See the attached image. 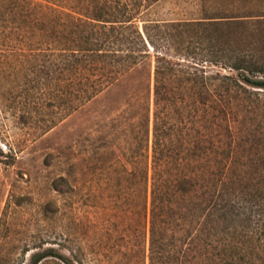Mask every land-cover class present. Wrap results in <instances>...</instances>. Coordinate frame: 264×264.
<instances>
[{
    "label": "trees",
    "instance_id": "1",
    "mask_svg": "<svg viewBox=\"0 0 264 264\" xmlns=\"http://www.w3.org/2000/svg\"><path fill=\"white\" fill-rule=\"evenodd\" d=\"M158 1L0 0V108L34 119L43 100L63 119H97V175L115 155V207L128 214L125 264H255L264 183L247 161L264 150V40L228 34L264 19L146 18ZM52 189L72 192L65 177ZM64 242L30 264H79L69 232Z\"/></svg>",
    "mask_w": 264,
    "mask_h": 264
},
{
    "label": "rangeland",
    "instance_id": "2",
    "mask_svg": "<svg viewBox=\"0 0 264 264\" xmlns=\"http://www.w3.org/2000/svg\"><path fill=\"white\" fill-rule=\"evenodd\" d=\"M146 18L165 22L239 19L250 25L249 30L257 28V19H264V0H159ZM260 29L248 33L239 28L228 35L264 40V26ZM39 102L41 111L34 119L20 116L25 110L10 100L3 102V111L0 108L4 153L0 156V264H30V255L40 245L65 253L62 245L68 232L79 264L127 263L128 214L124 200L119 209L115 207V173L110 167L115 155L105 158L107 173L97 175L94 163L97 119L79 110L63 119L57 103ZM249 158L252 161L241 158L239 162L247 161L248 179L262 185L264 150H252ZM59 177H65L72 189L68 196L52 189ZM47 202L54 214L46 219L42 208ZM142 243L140 239V247ZM255 254V264H263L264 251L258 244ZM40 264L63 262L54 258Z\"/></svg>",
    "mask_w": 264,
    "mask_h": 264
}]
</instances>
